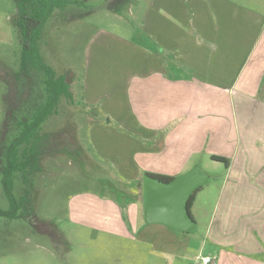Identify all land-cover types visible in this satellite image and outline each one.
Instances as JSON below:
<instances>
[{"label": "crops", "instance_id": "obj_1", "mask_svg": "<svg viewBox=\"0 0 264 264\" xmlns=\"http://www.w3.org/2000/svg\"><path fill=\"white\" fill-rule=\"evenodd\" d=\"M138 6L136 28L124 35L97 28L83 47L80 101L118 123L90 127L94 149L129 183L221 163L224 180L205 231L213 252L205 255L211 264H264V8L252 0ZM104 197L92 195L84 214L105 216L75 217L125 235L149 227L167 235L166 226L141 225V200Z\"/></svg>", "mask_w": 264, "mask_h": 264}, {"label": "rangeland", "instance_id": "obj_2", "mask_svg": "<svg viewBox=\"0 0 264 264\" xmlns=\"http://www.w3.org/2000/svg\"><path fill=\"white\" fill-rule=\"evenodd\" d=\"M139 2L142 4V0H80L55 9L45 22L39 51L46 64L66 76L72 98L62 97L56 113L39 128V133L50 136L39 169L27 175V184L20 173L14 175V196L26 197L19 210L24 216H0V264H199L200 256L213 252L205 231L224 180V167L219 162L199 163L210 180L196 193L193 232L163 227L167 235H162L151 229L156 227H149L147 232L129 230L125 235L75 217L76 213L105 216L98 209L84 214V210L91 211L88 202L92 195L123 205L131 199L140 204L142 178L133 183L119 178L116 167L96 153L89 136L95 123L106 124L107 119L115 126L118 123L94 114V107L81 103L78 94L83 47L90 33L97 28L129 33L128 29L136 28L133 19L138 15ZM252 2H260L264 8V0ZM16 14L14 0H0V168L5 145L20 130L18 121L30 119L47 95L43 72L30 68L22 71L21 48L11 20ZM136 171L140 176L138 168ZM81 194L85 201H78ZM0 208H8L1 172ZM141 225L149 224L143 220ZM171 234H178L174 236L177 240L171 239Z\"/></svg>", "mask_w": 264, "mask_h": 264}, {"label": "trees", "instance_id": "obj_3", "mask_svg": "<svg viewBox=\"0 0 264 264\" xmlns=\"http://www.w3.org/2000/svg\"><path fill=\"white\" fill-rule=\"evenodd\" d=\"M14 2L17 7V14L11 20L21 48L20 61L22 71L25 68H30L43 72L47 95L45 101L35 109L30 119L24 118L18 121L20 127L18 134L5 145L2 152L3 164L0 168L1 184L8 200V208H0V216L10 219L24 216L19 210L26 201L25 196L16 198L13 194L14 175L20 173L22 181L27 184V175L39 169V159L50 139L48 134L39 133V128L46 118L56 113L62 97L72 98L69 89L70 85L66 76L64 74H57L42 59L38 48L42 29L55 9L65 7L71 3H80V0H14ZM210 158L220 161L226 166L229 163V159L224 156L211 155ZM146 174L156 177L163 182H169L174 178V176L163 174ZM200 189L201 187L192 193L189 198L188 209L191 216V206L196 193Z\"/></svg>", "mask_w": 264, "mask_h": 264}, {"label": "water", "instance_id": "obj_4", "mask_svg": "<svg viewBox=\"0 0 264 264\" xmlns=\"http://www.w3.org/2000/svg\"><path fill=\"white\" fill-rule=\"evenodd\" d=\"M209 177L199 165L174 176L169 182L144 174L142 177V213L146 224H160L175 231L193 232L196 221L188 209L192 193Z\"/></svg>", "mask_w": 264, "mask_h": 264}, {"label": "built area", "instance_id": "obj_5", "mask_svg": "<svg viewBox=\"0 0 264 264\" xmlns=\"http://www.w3.org/2000/svg\"><path fill=\"white\" fill-rule=\"evenodd\" d=\"M199 264H211L214 261V258L210 255H202L199 257Z\"/></svg>", "mask_w": 264, "mask_h": 264}]
</instances>
